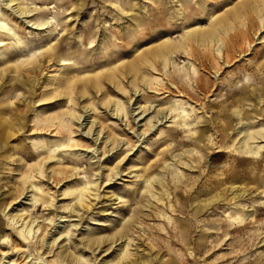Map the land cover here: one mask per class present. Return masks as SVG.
Segmentation results:
<instances>
[{
	"label": "rangeland",
	"instance_id": "rangeland-1",
	"mask_svg": "<svg viewBox=\"0 0 264 264\" xmlns=\"http://www.w3.org/2000/svg\"><path fill=\"white\" fill-rule=\"evenodd\" d=\"M240 1L0 0V236L15 245L0 237V264L12 254L21 264H80L71 258L82 254L89 264L124 256L134 264H264V151L253 158L242 150L238 132L264 126V0ZM233 7L245 13L234 23ZM216 18L231 22L213 29ZM192 27L221 39L190 40L184 52ZM164 38L181 45L166 67L158 57L141 61ZM124 62L137 63L147 81L134 84L122 70L123 88L105 79L72 102L51 95L67 78ZM153 108L160 111L147 122ZM90 181L96 195L84 197ZM8 213L41 225L27 245ZM120 229L126 236L112 243ZM91 237L101 241L94 250L85 246Z\"/></svg>",
	"mask_w": 264,
	"mask_h": 264
},
{
	"label": "bare ground",
	"instance_id": "bare-ground-1",
	"mask_svg": "<svg viewBox=\"0 0 264 264\" xmlns=\"http://www.w3.org/2000/svg\"><path fill=\"white\" fill-rule=\"evenodd\" d=\"M9 2H11V3H9V5H13L14 3H13V1L14 0H8ZM18 1V0H17ZM242 1H244V0H242ZM242 1H240V2H242ZM236 2H238V1H236ZM258 1H256L255 3H257ZM260 2V1H259ZM262 2V1H261ZM260 2V3H261ZM262 3H264V2H262ZM16 4V3H15ZM17 5V4H16ZM244 5H246L245 7V9H246V11H252V10H258V8L257 7H255L254 5H252V4H249V3H246V4H244ZM234 6H236V4H234ZM262 6H264V5H262ZM261 6V7H262ZM227 7H229V6H227ZM260 7V8H261ZM13 8H16V7H13ZM230 8V7H229ZM232 8V7H231ZM241 8V7H240ZM259 8V9H260ZM262 8H264V7H262ZM244 9V8H243ZM243 9H242V12L244 13V11H243ZM20 14L21 13H23V11L21 10V9H19V8H17L16 9ZM234 10V11H233ZM224 11V10H223ZM225 11H226V8H225ZM229 11H230V9H229ZM245 11V12H246ZM262 11H264V10H262ZM238 8H235V7H233V9H232V15H230V18L232 19L231 21H233L232 23H234V20L236 19V18H240L241 16H242V13ZM259 12V11H258ZM228 14H230L229 12H227ZM253 13H255V11L254 12H252V14ZM257 13V12H256ZM255 13V14H256ZM260 13V12H259ZM257 13L258 14V17H260V21H261V23H262V25H264V16H262V14H264V12H262V14L260 13ZM220 14V13H219ZM245 14V13H244ZM250 14V13H249ZM249 14H248V16H249ZM251 14V15H252ZM254 14V15H255ZM27 15V14H26ZM31 15V14H30ZM250 15V16H251ZM22 16V15H21ZM218 16V15H217ZM221 16H224L223 14H221ZM220 16V17H221ZM244 16H246V15H244ZM253 16V15H252ZM216 17V16H215ZM257 17V16H256ZM252 19H255L254 18V16H253V18ZM230 19L229 18H223V19H218V18H216V23L214 24V28L213 29H215V28H219L220 26H222V27H224L226 24H228V23H230L231 21H229ZM242 20V19H241ZM244 20H247V19H244ZM253 22V21H252ZM251 22V23H252ZM257 22H259V20L257 21ZM232 23L231 24H229V25H227V27L228 28H230L231 29V27H232ZM242 23H244V21L242 22ZM2 24L4 25V27H6L7 29H8V31H9V25L7 26L6 25V23L5 22H2ZM237 24V23H236ZM249 24V23H248ZM254 24V23H253ZM241 25V24H240ZM255 25H257L256 23H255ZM254 25V26H255ZM235 26L237 27V25H234V27L233 28H235ZM10 27H12V26H10ZM241 27V26H240ZM245 27V26H244ZM253 27V26H252ZM205 28V27H204ZM203 28V29H204ZM209 28H210V26H209ZM221 28V27H220ZM238 28V27H237ZM241 28H243V27H241ZM254 28V27H253ZM132 29H134V27L132 28ZM202 28L200 29V28H196V27H192V28H188V29H186V32H187V35H186V38H185V45H183L182 47H183V49H184V52H185V49H189V50H191L192 48V46H190V40H191V42H193V41H196L197 43H199V44H202L203 43V41H204V43H205V41L206 42H210L209 43V45H211V44H215V40H217V41H219V39H221V37H219V35L217 36L216 35V32H210V33H208V34H206V32L203 30ZM206 29H207V27H206ZM223 29V28H222ZM251 29V28H250ZM259 29H261V27H259ZM226 30H228L227 28H226ZM242 30V29H241ZM252 31H254V30H252ZM10 32V31H9ZM135 32V31H134ZM137 32V31H136ZM227 32H230L229 30L227 31ZM245 33H246V30L244 31ZM255 32V31H254ZM257 32V31H256ZM219 33H221L220 31H219ZM226 33V32H225ZM224 33V34H225ZM248 33V32H247ZM250 33V32H249ZM227 34V33H226ZM236 34V33H235ZM242 34H243V30H242ZM251 34V33H250ZM139 35V34H138ZM228 35V34H227ZM226 35V36H227ZM232 35V34H231ZM246 35V34H245ZM253 35V34H252ZM262 35H264V34H262ZM139 37V36H138ZM228 37H229V35H228ZM237 37V36H236ZM253 37V36H252ZM245 38V37H244ZM249 38V37H248ZM7 39V38H6ZM229 39H231V38H229ZM235 40L236 38H232V40ZM237 39H238V37H237ZM236 39V41H238ZM246 39V38H245ZM256 39V38H255ZM260 39V38H259ZM262 39V38H261ZM225 40V39H224ZM233 40V41H234ZM91 41V40H90ZM232 41V42H233ZM261 41H264V40H261ZM260 41V42H261ZM2 44L4 43L3 41H0ZM250 42V41H249ZM239 43V42H238ZM248 43V42H247ZM194 45H195V42L193 43ZM192 44V45H193ZM218 44V43H217ZM232 44V43H231ZM239 44H241V43H239ZM137 45V44H136ZM198 45V44H197ZM216 45V44H215ZM225 45H227V47L229 46V43L228 44H225ZM237 45V44H236ZM244 45V44H243ZM252 45V44H251ZM155 46V45H154ZM154 46H153V48H154ZM203 46V45H202ZM219 44L217 45V46H214L213 48L215 49V51H217L216 52V54L217 53H219L220 51V49L221 48H219ZM235 46V45H234ZM249 46V45H248ZM181 47V45H179V44H174L170 39H168V38H164L162 41H160L158 44H157V47H156V49L155 50H153L150 54H147L146 53V56H141V61H143L144 63H148V62H150L152 59L151 58H153V57H158V60L162 63V68H165L166 67V64H168L169 62H170V60H171V58H172V56L174 55V52L178 49V48H180ZM198 47V46H197ZM207 47H208V45H207ZM212 47V46H211ZM221 47H223V46H221ZM226 47V48H227ZM245 47H247V46H245ZM200 48H201V46H200ZM225 48V47H224ZM229 48V47H228ZM228 48H227V50H228ZM240 48V47H239ZM248 48V47H247ZM150 49V48H149ZM233 49H235L234 47H233ZM231 50V51H234V50ZM137 50V49H136ZM135 50V51H136ZM147 51H149L148 50V48L146 49ZM152 50V49H151ZM195 50V49H194ZM199 50V49H198ZM222 50V49H221ZM242 50H243V47H242ZM200 51V50H199ZM219 51V52H218ZM241 51V50H240ZM248 51V50H247ZM146 52V51H145ZM213 52V51H212ZM211 52V50H210V52L209 53H212ZM226 52V51H225ZM225 52H222V54H224ZM245 52V51H244ZM194 53H196L195 51H194ZM227 53V52H226ZM234 53V52H233ZM240 53V52H239ZM204 54V53H203ZM202 54V55H203ZM208 54V53H207ZM228 54V53H227ZM245 54V53H244ZM141 55V54H140ZM142 55H144V53H142ZM241 55H243V54H241ZM188 56H189V54H188ZM205 56V55H204ZM207 56V55H206ZM210 56V55H209ZM213 56V55H212ZM240 56V55H239ZM192 57V56H191ZM227 57V56H226ZM262 57V56H261ZM207 58V57H206ZM228 58V57H227ZM227 58H226V60H227ZM136 59L138 60V58L136 57ZM143 59V60H142ZM208 59V58H207ZM238 59V58H237ZM125 60H126V58H125ZM129 60V59H128ZM235 60V59H234ZM216 61H217V59H216ZM219 61V60H218ZM217 61V62H218ZM142 62V63H143ZM152 62V61H151ZM199 62V61H198ZM209 62H210V59H209ZM217 62H215V63H217ZM227 62V61H226ZM257 62V61H256ZM262 62V61H261ZM125 63V62H124ZM128 63V62H127ZM153 63H154V61H153ZM231 63V62H230ZM258 63V62H257ZM111 64V63H110ZM109 63L107 64V69H106V72L104 73L103 71L105 70H101V69H97V70H95V71H93V72H90V73H88V75H87V77H80V76H78L77 75V77H73V79H69V78H67L66 80H64V82H63V85L62 86H59L56 90H57V92H54L53 94H51L52 96H55V95H61V93H63V94H67V100L66 101H68V102H72L73 100H74V95H73V93H76V94H80L81 96L83 95H85V93L87 92V90H86V88H91L92 86L93 87H97V88H101V86H102V84H103V81L105 80V79H107V80H109V81H111V82H113V83H116L115 85H119L120 87L119 88H123L121 85H120V81H119V78H120V72L122 71V73L123 72H125V74H123L122 76H126V74H131V76H130V78L133 76V81L135 82L134 84H141V82L142 81H147V76H146V74L144 73V72H142L141 70H143V69H141L140 68V66L139 65H137V63H129V64H124V65H120V64H117V65H115V66H111ZM159 64V63H158ZM223 64V63H222ZM225 64V63H224ZM106 65V64H105ZM120 65V66H119ZM157 65V64H156ZM211 65V64H210ZM226 65H227V63H226ZM9 66V65H8ZM142 67H143V65H141ZM147 66V65H146ZM150 66V65H149ZM158 66V65H157ZM219 66V65H218ZM220 66H221V64H220ZM219 66V67H220ZM119 67H122L123 69H120ZM212 67V66H211ZM66 68V67H65ZM81 68V67H80ZM146 68V67H145ZM62 69V68H61ZM149 69V68H148ZM148 69H146V70H148ZM216 68H214V70H215ZM151 70H152V66H151ZM159 70H160V68H159ZM216 70H219V69H216ZM65 71V70H64ZM82 71V70H81ZM148 72H150V71H148ZM155 72V71H154ZM158 72V71H157ZM156 72V73H157ZM67 73V72H66ZM76 73V72H75ZM77 73H79V72H77ZM216 73H217V71H216ZM215 73V74H216ZM69 74V73H68ZM105 74V75H104ZM158 74V73H157ZM81 75V74H80ZM104 75V76H103ZM187 75V74H186ZM150 76H152V75H150ZM163 77V76H162ZM83 78V79H82ZM126 78V77H125ZM121 79V78H120ZM136 79H138V80H136ZM182 79V78H181ZM79 80V81H78ZM80 80H83V88H81L80 89V86L81 85H79V82H80ZM123 80V79H122ZM121 80V81H122ZM127 80V79H126ZM153 80V79H152ZM129 81V80H128ZM105 82V81H104ZM151 82V81H150ZM153 82V81H152ZM62 83V82H61ZM110 83V82H109ZM131 83V82H130ZM133 83V82H132ZM147 83V82H146ZM208 83V82H207ZM125 84V83H124ZM143 84V83H142ZM149 84V83H148ZM146 85V84H145ZM127 86V85H126ZM132 86V85H131ZM133 87V86H132ZM135 87V86H134ZM136 88V87H135ZM102 89V88H101ZM139 89V88H138ZM55 90V91H56ZM135 90V89H134ZM141 90V89H140ZM117 91V90H116ZM79 95V96H80ZM108 95V94H107ZM132 95V94H131ZM77 96V95H76ZM80 96V97H81ZM107 97V96H106ZM262 97V96H261ZM262 98H264V97H262ZM48 99V98H47ZM47 99H45V100H47ZM105 100V99H104ZM260 100V99H259ZM111 100H110V96H109V99H107V102H110ZM261 101V100H260ZM106 102V101H105ZM89 103H90V101H89ZM75 104V103H74ZM112 104V103H111ZM113 104L115 105V107H114V109H115V111H116V113L119 111H121V112H124L123 114L124 115H126V110H127V106H125L124 105V102H122L121 100H116V101H113ZM236 104V103H235ZM244 104V103H243ZM242 104V105H243ZM261 104V103H260ZM88 105V104H87ZM92 105H93V103H92ZM74 108V107H73ZM93 108V107H92ZM143 112H146L147 110H149L150 108H151V105H149L148 107L147 106H144L143 105ZM236 108V107H235ZM68 109H70V108H68ZM113 109V110H114ZM168 109V108H167ZM166 109V110H167ZM238 108H236V110H234V109H232V110H234V112H235V114H236V118L238 119V122L239 123H242V120L246 117V116H244V110H243V112H241L239 109L237 110ZM245 109H247V108H245ZM71 110V109H70ZM73 110V109H72ZM157 110H159L158 108L156 109V108H153L152 109V111H154V114H150L151 116L150 117H148V118H146L147 119V122H150L151 120H152V116H154V115H158V111ZM172 110V109H171ZM248 110V109H247ZM160 111V110H159ZM171 112H173V111H171ZM249 112V111H248ZM70 113V112H69ZM149 113V112H148ZM170 113V112H169ZM227 113V112H226ZM257 113V112H256ZM64 114V113H63ZM259 114H260V112H259ZM50 115H52V113L50 114ZM81 115V114H80ZM79 115V113H78V116H80ZM149 115V114H148ZM257 115V114H256ZM55 116V115H54ZM219 116V115H218ZM227 116V115H226ZM253 116V115H252ZM40 117H42V116H40ZM39 117V118H40ZM45 117V116H44ZM76 117V116H75ZM155 117V116H154ZM157 117V116H156ZM169 117V116H168ZM172 117H175V116H172ZM46 118V117H45ZM44 118V119H45ZM53 118V117H52ZM63 118H64V116H63ZM43 119V120H44ZM48 119V118H47ZM51 119V118H50ZM84 119V118H83ZM161 119V118H160ZM215 119V118H214ZM42 120V118H40V121ZM155 120V119H154ZM159 119H156V121H158ZM49 121V120H48ZM56 121V120H55ZM90 121V123H91V126L94 124V119H92V120H89ZM96 121V120H95ZM176 122V121H175ZM232 122V121H231ZM248 122V121H247ZM246 122V123H247ZM250 122V121H249ZM51 123V122H50ZM55 123V122H54ZM54 123L52 124V125H54ZM61 123V122H60ZM221 123V122H220ZM238 124V123H237ZM9 125H11V124H9ZM51 125V124H50ZM81 125V124H80ZM154 125V124H153ZM230 125V124H229ZM247 125V124H246ZM58 126V125H57ZM61 126V125H60ZM231 126V125H230ZM237 125H235V127H236ZM242 126V125H241ZM253 126V125H252ZM260 126V125H259ZM148 127V126H147ZM229 127V126H228ZM55 128V127H54ZM59 128V127H58ZM237 128V127H236ZM238 129V128H237ZM235 130V129H234ZM243 130H239L238 132H240V136H241V139H240V144H239V146H240V148L242 149V150H244V151H247V152H251V154H253L252 156H253V158H257V156H260L261 155V152L262 151H264V143H254L255 141H257L256 140V138H258V137H261V138H264V126H261V127H257V129H254V130H249V129H245L243 132H242ZM207 132V131H206ZM60 134V133H59ZM139 134V133H138ZM196 134V133H195ZM159 136H160V134H159ZM236 136H237V134H236ZM239 137V136H238ZM97 139V138H96ZM261 141H264V139H262ZM239 143V142H238ZM196 148V147H195ZM194 148V149H195ZM97 150V149H96ZM193 151V150H192ZM195 151V150H194ZM196 152V151H195ZM201 152V151H200ZM165 153V152H164ZM205 153V152H204ZM191 154V153H190ZM200 154V153H199ZM195 155V154H194ZM205 155V154H204ZM199 156V155H198ZM203 156V155H202ZM251 156V157H252ZM168 158V157H167ZM194 158V157H193ZM202 158V157H201ZM100 159V158H99ZM162 159H163V157H162ZM166 160V159H165ZM179 160V159H178ZM258 160V159H257ZM180 161V160H179ZM163 162V161H162ZM168 164V163H167ZM38 165V164H37ZM191 165V164H190ZM157 166V165H156ZM164 166V165H163ZM166 166V165H165ZM169 166V165H168ZM33 168H34V166H32ZM39 167H41V166H39ZM155 167V166H154ZM32 168V169H33ZM36 168H37V166H36ZM150 168V167H149ZM38 169V168H37ZM53 169V168H52ZM120 170V169H119ZM34 171V170H33ZM60 171V170H59ZM30 172V171H29ZM63 172V171H62ZM114 172V171H113ZM113 172H110V174L111 173H113ZM115 173V172H114ZM116 173H118L117 171H116ZM115 173V174H116ZM30 174V173H29ZM25 175V174H24ZM109 175V174H108ZM28 176V175H27ZM113 176H114V174H113ZM111 177V176H110ZM146 178V177H145ZM28 180V178L27 177H25L24 178V182L26 183V181ZM91 180H93V179H91ZM23 181H21V182H23ZM92 182L93 181H90V182H87V184L82 188V189H84V191H83V195H85L84 197H86L87 196V194L89 193V194H93V195H96L95 194V192H93V190H95L96 189V185L95 184H92ZM160 182H161V180H160ZM24 184V183H23ZM22 184V185H23ZM30 184H32V183H30ZM233 187V186H232ZM16 188H18L19 189V186L17 187L16 186ZM21 188V187H20ZM162 188H164V187H162ZM231 189H233V188H231ZM17 190V189H16ZM16 190H15V192H16ZM151 190V189H150ZM164 191V190H163ZM246 190H242V191H240V195H242V194H244V192H245ZM23 192V189H21L20 191H19V193H22ZM166 192V191H165ZM97 193V192H96ZM17 194V193H16ZM81 194V195H82ZM88 194V195H89ZM17 196H18V194H17ZM15 197V196H14ZM31 198L35 201L36 199L38 200V199H42V197L40 196V195H35V194H33L32 193V196H31ZM78 198V197H77ZM83 197H79L78 199H77V203L78 204H80V205H82L83 203H81V201H83V199H82ZM34 203V202H33ZM75 208V207H74ZM75 210V209H74ZM9 214V217L7 218V220H8V224L11 226V229H13L15 232H16V235H17V238L19 239V243L21 242V243H23V244H28L29 242H31V240H32V238L34 237V234L36 233V232H38L39 231V229L41 228V225L38 223V222H36L35 223V220H36V217H26L25 215L23 216V214L22 213H19V214H10V213H8ZM62 221V220H61ZM64 221V220H63ZM132 223V222H131ZM130 225V224H129ZM41 231V230H40ZM125 229H120V230H118L116 233H115V236H113L112 237V239L114 238V237H116L117 235H119V237L121 238L122 236H126V234H125ZM0 235H3L2 234V232H0ZM1 237V236H0ZM115 239V238H114ZM114 239L112 240V243H114L115 241H114ZM116 239H118L117 237H116ZM1 242L2 243H4V241H6V243H8V242H10V245H11V247H12V249L15 247V245H14V242L13 241H11L10 239H8V237H6V236H2L1 237ZM121 240V239H120ZM125 240V239H124ZM87 241V240H86ZM117 241V240H116ZM109 243H111V241H109ZM126 243V242H125ZM100 244H101V241H100V237H97V238H95V237H91V238H89L88 239V241L86 242V244H85V246H88L89 248H91L92 250H94L96 247H98V246H100ZM124 244V243H123ZM4 245V244H3ZM34 243L32 244V245H28V246H30V248L33 246L34 247ZM128 245V242H127V244H126V246ZM124 247V246H123ZM122 249V248H121ZM125 249L123 248V251H124ZM24 251V250H23ZM122 253V252H121ZM128 254V253H127ZM132 254V253H131ZM12 255H14V254H12ZM12 255H10V256H6L5 255V257H6V260H5V262L3 263V264H21L14 256H12ZM70 257H73L72 255L70 256ZM127 257V256H126ZM157 257V256H156ZM32 258H34V259H38V258H41L39 255H34V256H32ZM123 258H125V256L123 257ZM123 258H121V260L119 259L117 262H116V264H134L133 262L134 261H129V260H127V261H124V259ZM129 258V257H128ZM136 258V257H135ZM77 260L80 264H89V261H90V259L89 258H87V257H84V255L82 254V255H78V256H76V257H73V258H71V260ZM130 259V258H129ZM131 260V259H130ZM43 261H45V260H43ZM60 261L62 262H60L61 264H63V261H65V258H63V259H60ZM68 262L70 263V261L68 260ZM111 261L110 260H106L105 261V264H111L110 263ZM136 262V261H135ZM146 264L145 263V261L144 260H140V261H138V264ZM68 264V263H67ZM115 264V263H114ZM148 264V263H147ZM168 264H170V263H168Z\"/></svg>",
	"mask_w": 264,
	"mask_h": 264
}]
</instances>
